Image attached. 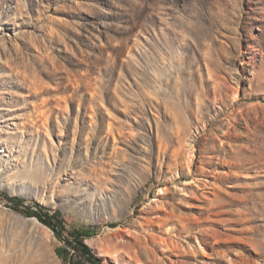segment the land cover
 I'll return each mask as SVG.
<instances>
[{
  "label": "rangeland",
  "instance_id": "rangeland-1",
  "mask_svg": "<svg viewBox=\"0 0 264 264\" xmlns=\"http://www.w3.org/2000/svg\"><path fill=\"white\" fill-rule=\"evenodd\" d=\"M72 229L264 264V0H0V264H67Z\"/></svg>",
  "mask_w": 264,
  "mask_h": 264
},
{
  "label": "trees",
  "instance_id": "trees-1",
  "mask_svg": "<svg viewBox=\"0 0 264 264\" xmlns=\"http://www.w3.org/2000/svg\"><path fill=\"white\" fill-rule=\"evenodd\" d=\"M53 217L56 218V225L43 218H41L40 221L51 227L53 231H55L56 235L61 237V232L56 228V226L63 228L64 224L59 218V214L56 213L53 215ZM69 235L71 236V239L65 237L63 239L71 246L74 254H72L71 256H67V258L64 257L67 264H103L100 258H97L93 254L91 248L85 242V238L88 235L87 231L82 232L78 229H72L70 230Z\"/></svg>",
  "mask_w": 264,
  "mask_h": 264
}]
</instances>
